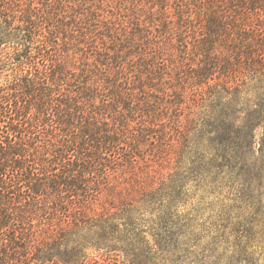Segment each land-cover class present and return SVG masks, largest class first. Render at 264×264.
<instances>
[{
	"label": "trees",
	"instance_id": "obj_1",
	"mask_svg": "<svg viewBox=\"0 0 264 264\" xmlns=\"http://www.w3.org/2000/svg\"><path fill=\"white\" fill-rule=\"evenodd\" d=\"M74 1L0 0V264H258L264 0Z\"/></svg>",
	"mask_w": 264,
	"mask_h": 264
},
{
	"label": "rangeland",
	"instance_id": "obj_2",
	"mask_svg": "<svg viewBox=\"0 0 264 264\" xmlns=\"http://www.w3.org/2000/svg\"><path fill=\"white\" fill-rule=\"evenodd\" d=\"M11 1L13 2L12 5H14L15 8L24 9L27 7H31V8L36 7V10H39L40 12H41V10L39 8H41V9L45 8L46 4H47L46 2H43V0H11ZM64 14L66 16V19L63 18L61 16V14H59V13L57 14V18H59L60 21L64 20L65 23L69 24V27H70V25H72V26L78 25V26H75L74 28L79 27V25H86V27L82 29L83 35L79 36V38H78L79 41L73 48L69 44H66L64 46V47H66V51L69 54H72V53L76 54V52H78L77 55L82 56L84 54V56H85L87 53H92V51L96 52L99 49H101L100 46L102 45V42L103 41L105 42L108 39V37L104 36V34L102 33L103 30L98 28L97 25H95L96 24L95 20L91 19V20H88L87 22L84 21L85 19H83V16L85 17L87 12L85 10H83L81 6H76V3L74 0H69L68 7L64 11ZM76 15H77V17H75ZM80 15H81L82 19L79 17ZM84 22L87 24H85ZM15 25H17L16 22H15ZM51 28H53V27H51ZM41 31H43V32H45V34H47V27L43 28V30H41ZM69 32H71V30H69ZM66 33H67V36H69V33L68 32H66ZM81 33H82L81 31L76 30L74 34H81ZM48 35H50V34H48ZM65 35L66 34H63V33L59 34V41L60 42H62ZM42 38L44 39L45 36L38 35V34L35 36L34 43H32V46H31V52H28L29 57H27V54H25V52H27L25 49V46L17 44L18 47H20L19 52L23 54V55L22 54L20 55V58H21L20 60L29 61L30 60L29 58L31 55H32V57H35L39 52L38 46L40 45V43H41L40 39H42ZM53 39H55V38H53ZM18 40L19 39H14L13 43H15V44L18 43ZM70 42L72 45H74L75 42H77V38L76 39L75 38L70 39ZM36 46H37V48H36ZM76 48H79V50L75 51V50H77ZM9 72H12V69L5 70L2 75L5 76V73H9ZM257 240L258 241H257V249H256V259H257L256 263L264 264V217H263V220L261 221V223L259 224V227H258ZM87 251L90 254V257L94 260H98L99 263H107L106 261H104L105 260L104 258H108V261H110V263H114L115 261H117V263H119V264H124L125 260H126L125 256H123V253H121V252L109 253V256H108V253L106 251H104L103 249L88 247ZM115 258H117V260H114ZM55 260L57 261V264H74V263L66 262L65 260H63L59 257H56ZM52 263L53 262H50L49 264H52ZM125 264H129V263H125Z\"/></svg>",
	"mask_w": 264,
	"mask_h": 264
}]
</instances>
